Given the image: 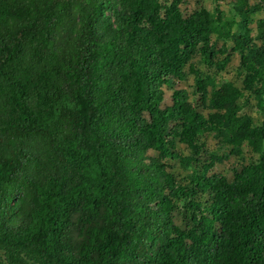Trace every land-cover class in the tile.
Returning <instances> with one entry per match:
<instances>
[{
  "label": "trees",
  "instance_id": "obj_1",
  "mask_svg": "<svg viewBox=\"0 0 264 264\" xmlns=\"http://www.w3.org/2000/svg\"><path fill=\"white\" fill-rule=\"evenodd\" d=\"M0 264H264V0H0Z\"/></svg>",
  "mask_w": 264,
  "mask_h": 264
},
{
  "label": "rangeland",
  "instance_id": "obj_2",
  "mask_svg": "<svg viewBox=\"0 0 264 264\" xmlns=\"http://www.w3.org/2000/svg\"><path fill=\"white\" fill-rule=\"evenodd\" d=\"M196 0H186V7L187 8H193L195 6ZM227 163H219L216 164L215 167L212 169L211 173H216V174H222L227 171Z\"/></svg>",
  "mask_w": 264,
  "mask_h": 264
}]
</instances>
